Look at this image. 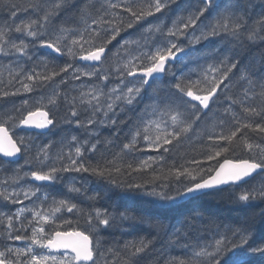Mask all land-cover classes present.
<instances>
[{
    "label": "snow or ice",
    "instance_id": "1",
    "mask_svg": "<svg viewBox=\"0 0 264 264\" xmlns=\"http://www.w3.org/2000/svg\"><path fill=\"white\" fill-rule=\"evenodd\" d=\"M0 101V264H264V0H0Z\"/></svg>",
    "mask_w": 264,
    "mask_h": 264
},
{
    "label": "trees",
    "instance_id": "2",
    "mask_svg": "<svg viewBox=\"0 0 264 264\" xmlns=\"http://www.w3.org/2000/svg\"><path fill=\"white\" fill-rule=\"evenodd\" d=\"M17 2L24 4V3H27V0H17ZM188 2H191V0H188ZM41 54L42 55L47 54L49 59H56L58 63L62 64L64 62L62 59H60L55 54H49L45 49L41 50ZM4 77H5V79L7 78V72L6 71L4 72ZM16 102L19 103V100L17 99ZM0 103H4V102L0 101ZM104 135L109 136L110 133L105 132ZM187 151H189V150L186 146L181 147L179 149V153L181 155H183ZM147 154L155 155L154 152H147ZM237 157L246 158V156L239 150H236V152L233 155H229L228 158L229 159H235ZM110 158L111 157H109V159ZM188 158H191L190 154H189ZM22 162H23V160L21 159V161L18 163H22ZM179 163H182V160H180L178 158L177 164H179ZM137 178H138V180H144V179H148V176L147 175H140ZM84 179H86L88 182V188H89L90 193L93 191H95V192H101L102 190L106 191V182L102 183L97 178L87 176L86 174L84 176ZM249 183L251 184V183H253V181H249ZM47 191H49L50 193L55 195L57 198H63L65 195V192H66V188L64 187V185L58 184V185L48 186ZM238 191H239V189H234V188H230V187L226 186V187H224V190L222 192L215 193L212 196L204 197L200 200H197L195 202V205H198L201 207V209L206 210L205 214L211 215L212 217H214L218 224L235 226V225L242 223L244 221L245 217L251 211H253L252 209H246L242 205L233 202V195L232 194H233V192H238ZM75 202L79 203L80 199L77 198ZM27 203H28V201H25V204H27ZM110 205H116L119 207H127V208H130L133 210L150 207L148 205H144V204L139 203V202H133V201H128V200L124 199L122 193L119 190H112V191L108 192L107 198L99 201L95 206L99 207V208H104V207H109ZM17 206H19V205H17ZM261 206H264V205H261ZM2 207L3 206L0 205V208H2ZM190 207H193V205H185L183 207L174 209L170 212H167L166 215L168 217L172 218L173 220H175L182 213L186 212L188 210V208H190ZM3 210L8 211L9 209L3 208ZM81 223H82V221H81ZM148 231H150V230L143 229L139 234L143 235V234H146ZM17 242L18 241L14 242V243H17ZM160 247H162V244L157 245V249H159ZM153 258L154 257H149L148 260L145 262V264H148V262L150 260H152Z\"/></svg>",
    "mask_w": 264,
    "mask_h": 264
},
{
    "label": "rangeland",
    "instance_id": "3",
    "mask_svg": "<svg viewBox=\"0 0 264 264\" xmlns=\"http://www.w3.org/2000/svg\"><path fill=\"white\" fill-rule=\"evenodd\" d=\"M24 243L25 242H23V241H19L18 244H17V246H23Z\"/></svg>",
    "mask_w": 264,
    "mask_h": 264
},
{
    "label": "bare ground",
    "instance_id": "4",
    "mask_svg": "<svg viewBox=\"0 0 264 264\" xmlns=\"http://www.w3.org/2000/svg\"><path fill=\"white\" fill-rule=\"evenodd\" d=\"M185 210V209H184ZM177 211V210H176ZM176 213V212H175Z\"/></svg>",
    "mask_w": 264,
    "mask_h": 264
}]
</instances>
